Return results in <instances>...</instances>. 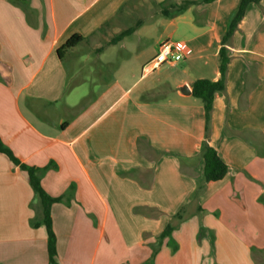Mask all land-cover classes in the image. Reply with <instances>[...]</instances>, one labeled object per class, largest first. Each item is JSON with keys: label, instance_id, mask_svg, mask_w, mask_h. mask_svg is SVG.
Instances as JSON below:
<instances>
[{"label": "crops", "instance_id": "1", "mask_svg": "<svg viewBox=\"0 0 264 264\" xmlns=\"http://www.w3.org/2000/svg\"><path fill=\"white\" fill-rule=\"evenodd\" d=\"M185 1L161 15L159 4ZM239 1L0 0V141L61 197L56 264H264V0L232 36L207 135L191 94L219 79ZM164 41L189 54L146 73ZM203 142L228 168L219 181H203ZM40 221L27 174L0 153V264H49Z\"/></svg>", "mask_w": 264, "mask_h": 264}, {"label": "trees", "instance_id": "2", "mask_svg": "<svg viewBox=\"0 0 264 264\" xmlns=\"http://www.w3.org/2000/svg\"><path fill=\"white\" fill-rule=\"evenodd\" d=\"M205 3H209L213 0H202ZM20 3L24 4L25 0H19ZM260 0H240L236 10L229 17L226 30L221 36L219 41V50H218V70H219V79L217 81H209L206 79H199L192 83L191 85V94L193 97L199 99L203 105L204 109V118H205V133L209 130L210 125V116L212 110V103L214 95L218 92H223L225 90V78L227 65L229 63L228 57V46L234 35L238 24L244 17V14L247 8L251 4L258 5ZM195 4L194 2H183L179 5L172 3L159 4L161 10L160 13L163 17L171 18L175 17L182 12H184L190 5ZM135 27H132L126 31L119 33L114 36L111 40V44L116 43L118 40L123 37L130 35ZM83 38L79 35L72 36L60 49L57 50L58 56L61 58V54L72 49L78 45ZM0 153L4 154L14 166H18L20 170L24 171L27 174L28 182L33 190L34 194L39 200L40 210H41V221L39 223H31L33 227L43 225L47 232V252L49 264H56L54 258L56 256V237L52 229V220L50 215L51 206L54 203L61 201V197H51L45 193L41 186L40 178L38 175V169L34 167L27 166L19 162V160L12 154V152L6 148L0 141ZM200 157L203 160V181L204 182H215L223 179L227 172V166L220 160L217 152L208 146L206 142H203L200 148ZM180 215L177 214L176 218H179ZM172 231L171 226H167L166 229L158 236L159 240H162L164 237L170 235Z\"/></svg>", "mask_w": 264, "mask_h": 264}, {"label": "built area", "instance_id": "3", "mask_svg": "<svg viewBox=\"0 0 264 264\" xmlns=\"http://www.w3.org/2000/svg\"><path fill=\"white\" fill-rule=\"evenodd\" d=\"M189 54V49L185 45L175 46L164 41L158 45L155 55L144 65L146 73L153 72L165 64H172L180 61Z\"/></svg>", "mask_w": 264, "mask_h": 264}, {"label": "rangeland", "instance_id": "4", "mask_svg": "<svg viewBox=\"0 0 264 264\" xmlns=\"http://www.w3.org/2000/svg\"><path fill=\"white\" fill-rule=\"evenodd\" d=\"M140 11H141V14H139L138 16H136V18H139L140 20H143V19L145 20L146 13L152 12V4L149 1L143 2L142 5H141V7H140ZM80 48L82 50H85V47L84 46H82ZM67 61H68V57H65V63L66 64H67ZM83 65H85V64L83 63Z\"/></svg>", "mask_w": 264, "mask_h": 264}]
</instances>
